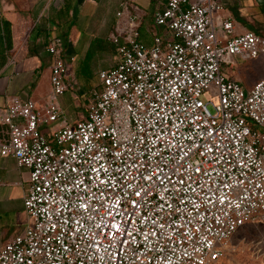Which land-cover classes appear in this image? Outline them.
<instances>
[{"label":"built area","instance_id":"2783aa9c","mask_svg":"<svg viewBox=\"0 0 264 264\" xmlns=\"http://www.w3.org/2000/svg\"><path fill=\"white\" fill-rule=\"evenodd\" d=\"M129 9L117 13V63L99 73L84 120L41 131L61 118L54 99L68 89L57 38L53 99L40 110L13 98L0 111V155L30 174V222L0 247V264H218L241 228L264 224V77L247 89L223 72L264 57V38L236 35L218 0H169L154 20L170 36L146 46ZM117 201L127 223L105 238L101 218L111 223Z\"/></svg>","mask_w":264,"mask_h":264},{"label":"crops","instance_id":"0c3cea01","mask_svg":"<svg viewBox=\"0 0 264 264\" xmlns=\"http://www.w3.org/2000/svg\"><path fill=\"white\" fill-rule=\"evenodd\" d=\"M168 1L0 0V111L13 98L31 100L40 110L53 99V58L47 48L57 38L68 65V89L54 99L61 108V118L41 131L51 138L63 126L84 120L89 92L101 87L99 73L117 63L110 38L121 23L117 13L123 4H129L130 13L139 19L141 41L152 46L156 36H170L154 20ZM218 1L223 8L218 18L231 19L236 35L253 32L264 38V0ZM7 138V127L0 123V144ZM29 182L26 168L19 167L13 157L0 155V247L29 225L24 208Z\"/></svg>","mask_w":264,"mask_h":264},{"label":"rangeland","instance_id":"374dc122","mask_svg":"<svg viewBox=\"0 0 264 264\" xmlns=\"http://www.w3.org/2000/svg\"><path fill=\"white\" fill-rule=\"evenodd\" d=\"M237 65L235 70L224 67L223 72L230 78L241 81L248 89L264 77L262 56L249 62L237 59ZM71 102L74 104L73 101ZM210 109L213 111L212 108ZM74 115L75 112L72 116ZM218 264H264V224L253 222L241 228L227 242L225 254Z\"/></svg>","mask_w":264,"mask_h":264},{"label":"snow or ice","instance_id":"6c2138e0","mask_svg":"<svg viewBox=\"0 0 264 264\" xmlns=\"http://www.w3.org/2000/svg\"><path fill=\"white\" fill-rule=\"evenodd\" d=\"M94 171H103L105 173V175L107 176L108 170L106 168H103V166H101L100 169H93ZM199 169H197L198 171ZM156 173H151L150 176L148 177V179H150L152 176H155ZM143 178V177H142ZM159 178V177H157ZM163 182V181H161ZM171 182V181H169ZM101 184L105 183V181L101 180L100 181ZM180 183H183V180L180 181ZM152 191L151 188H148L145 190L144 195L147 196L149 194V192ZM134 196H139L140 195V190H134L133 192ZM131 203V202H130ZM133 208H135V204L133 203ZM84 207L87 208V203L84 204ZM120 204L119 202H115L112 204V206L110 208H108L106 210V216L111 218V223H107V222H103L104 218L102 217V223H103V227L105 229H107V233L105 235V238H108V236H112V237H116L120 234V232L122 231V225H124L125 223H127V221L120 219L119 222H117V217L119 216V209H120ZM93 211H95V209H93ZM96 215H99V212L96 211L95 212ZM124 231H126V229H123ZM129 235H131V233H129Z\"/></svg>","mask_w":264,"mask_h":264}]
</instances>
